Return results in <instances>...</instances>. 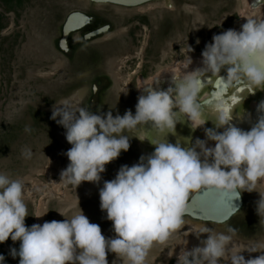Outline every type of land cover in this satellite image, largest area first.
Returning <instances> with one entry per match:
<instances>
[{"label": "rangeland", "instance_id": "1", "mask_svg": "<svg viewBox=\"0 0 264 264\" xmlns=\"http://www.w3.org/2000/svg\"><path fill=\"white\" fill-rule=\"evenodd\" d=\"M249 4L250 0H158L121 8L88 0H0V172L22 180L29 213L25 225L63 221L81 209L106 239L115 238L112 222L100 208L103 183L114 179L121 166H132L141 156L147 157L143 147L154 151L152 143L161 142L191 146L196 139L205 140L204 129L210 128L205 123L194 131L183 115L178 116L173 133L162 132L151 123L140 125L125 133L130 137L129 150L105 166L100 182L78 186L61 181L71 145L65 139L66 130L50 118L53 105L78 93L81 106L94 114H135L140 96L137 88L143 81H154L158 74L174 69L179 75L186 66L180 62L188 55L192 64L187 71L200 68L206 44L226 30H240L246 20L239 16L251 11ZM259 4L254 9L258 17L264 9V3ZM76 12L92 17L93 23L84 28V35L83 28H78L64 39V25ZM104 28V32L88 38ZM220 75L226 76V71ZM169 86L172 82L160 77L158 90ZM207 91L209 87L202 98ZM255 91H259V100L239 103L234 114L252 111L264 101V90ZM241 195L243 206L229 222L214 224L185 217L184 226L165 245L150 250L145 264H176L183 245L191 250L206 239V235L196 236L201 227L225 233L232 228L233 246L241 250L256 247L264 252V223L256 211L260 195L256 191ZM12 248L18 250L19 242L9 239L0 244L4 264H19V257L10 255ZM242 255L248 259L259 253ZM107 261L123 264L110 252ZM220 264H228V260Z\"/></svg>", "mask_w": 264, "mask_h": 264}, {"label": "clouds", "instance_id": "2", "mask_svg": "<svg viewBox=\"0 0 264 264\" xmlns=\"http://www.w3.org/2000/svg\"><path fill=\"white\" fill-rule=\"evenodd\" d=\"M239 17L246 20L240 31L226 30L206 44L202 67L187 71L192 64L188 55L180 62L186 65L181 73L171 74L172 86L166 90H158L160 77L143 81L137 88L143 94L137 98L135 114H94L81 106L78 93L55 102L50 118L66 130L65 139L71 145L61 181L78 186L100 182L105 166L129 150L130 137L125 133L140 125L151 123L173 133L178 116L183 115L195 131L205 125L207 107L217 114L216 127L224 130L206 128V139H196L191 146L151 142L152 154L141 156L132 166H121L114 179L105 181L99 190L100 208L112 222L116 234L112 239H106L81 209L63 221L27 227L22 180L0 172V244L9 239L19 242L18 250H10L13 258L19 257V264H108L109 252L123 264H145L153 247L165 245L184 226V218L190 215L189 195L200 190L215 191L230 200L239 199L243 191L258 192L256 211L264 223V101L257 105L261 115L250 130L229 125L238 102L231 91L264 90V18L255 10ZM222 70L226 76L220 75ZM210 81L214 90L202 99ZM199 232L197 238L206 235V239L191 250L181 247L176 264H220L224 259L228 264H264V252L256 247L233 246L232 228L225 233L201 227ZM243 252L259 255L245 259ZM4 261L0 255V264Z\"/></svg>", "mask_w": 264, "mask_h": 264}, {"label": "water", "instance_id": "3", "mask_svg": "<svg viewBox=\"0 0 264 264\" xmlns=\"http://www.w3.org/2000/svg\"><path fill=\"white\" fill-rule=\"evenodd\" d=\"M89 1L93 4H109L122 8H134L145 4L154 3L157 0H89ZM76 19L78 20L77 23L75 22ZM84 20L85 21L87 20L86 23L82 22ZM79 21H80V25H79ZM88 21L89 18L84 14L79 12L72 13L68 17L64 25V39H66L67 35L73 30L84 27ZM105 30L106 28L99 31H95L94 33L90 34L88 38L96 36L104 32ZM210 86H209V91H207V93L205 92L206 95L203 96L202 99L207 98L209 92L214 90L213 83ZM230 94H237L239 96L237 104L249 103L252 100H259V91L258 92L254 91L252 93H249L247 92L246 89H239V90H233ZM201 95H203V92L201 93ZM236 106H234L231 111V119L229 122L232 121L235 122L236 124L241 123V125L245 127V130L243 131L250 130V128L255 124V122H257L256 120H258V117L259 115H261V113H258L256 107L252 111H245L244 113H242V115H239L237 113L234 114ZM204 111L205 112L203 115L206 118L205 123H207L208 127L214 131L223 132L224 130L223 128L216 127L217 114L212 109L207 107L204 108ZM250 114L252 115V117L249 116ZM221 199H222L221 195L215 191L200 190L198 192H195L194 195L188 201V208L190 215L186 217H190L191 219L197 221L214 223V224H225L229 222L241 210L243 206V197L240 192L239 199H235V198L231 199L229 201L231 207L229 208L219 207V201ZM233 208H236L237 211H233Z\"/></svg>", "mask_w": 264, "mask_h": 264}, {"label": "bare ground", "instance_id": "4", "mask_svg": "<svg viewBox=\"0 0 264 264\" xmlns=\"http://www.w3.org/2000/svg\"><path fill=\"white\" fill-rule=\"evenodd\" d=\"M259 3H264V0H250V4H249V8L251 9V10H254V9H256L258 6H260L261 4H259ZM247 5H248V3H247ZM264 5V4H263ZM247 7V8H248ZM248 8V9H249ZM249 9V10H250ZM260 10V9H259ZM263 11L259 14V17H261V18H264V9H262ZM87 21V20H86ZM86 21L84 20V21H82L83 23H86ZM76 23L78 22V20L76 19V21H75ZM79 25H80V21H79ZM237 31H240V30H237ZM117 34V32L116 33H114L113 34V37H115V35ZM118 34H120V32L118 33ZM202 64V63H201ZM202 66V65H201ZM200 66V67H201ZM197 67V66H196ZM195 67V68H196ZM199 67V66H198ZM178 69H180V68H178ZM192 69H194V68H192ZM175 70V69H174ZM174 70H169V71H166V72H162V73H160V74H158V77H164V78H166V80H167V83L168 82H172V81H169L170 79L172 80V76H171V74L172 73H175L176 74V70L174 71ZM191 70V69H190ZM189 71V70H188ZM192 71V70H191ZM178 75V74H177ZM163 79V78H162ZM211 82V81H210ZM210 84V83H209ZM142 86V83L140 84V87ZM139 87V88H140ZM143 93H142V91L140 90V95H142ZM237 98L239 97L237 94H234ZM247 95H249V94H247ZM236 105H238V104H236ZM235 105V106H236ZM240 105V104H239ZM254 105H257V102H255L254 103ZM241 106V105H240ZM237 109H238V107H236ZM246 108V107H245ZM243 109H244V107H243ZM245 111H248L247 109H244ZM243 113H244V111H242ZM241 112V113H242ZM253 113V112H252ZM251 113V114H252ZM240 114V113H239ZM249 116H251V115H249ZM187 118V117H186ZM204 119H205V117H204ZM256 120V119H255ZM257 121V120H256ZM229 125H231V126H235V127H237V128H239V129H241V130H245V127L243 126V125H241V123H239V124H236L235 122H229ZM142 137H143V135H142ZM144 138V137H143ZM208 146H210V147H214V143H212V142H209L208 143ZM141 148H142V146H141ZM140 148V149H141ZM142 153L144 154V155H146V156H149L150 154H152L153 153V151L152 150H150V149H148V148H146V147H143L142 148ZM189 244V243H188ZM180 246V245H179ZM187 244L186 245H183V247H186L187 248Z\"/></svg>", "mask_w": 264, "mask_h": 264}, {"label": "snow or ice", "instance_id": "5", "mask_svg": "<svg viewBox=\"0 0 264 264\" xmlns=\"http://www.w3.org/2000/svg\"><path fill=\"white\" fill-rule=\"evenodd\" d=\"M232 98H233V100H235L236 96L234 94H232ZM229 201H230V199L228 197H223L219 201V207H223V208H229V207H231Z\"/></svg>", "mask_w": 264, "mask_h": 264}, {"label": "flooded vegetation", "instance_id": "6", "mask_svg": "<svg viewBox=\"0 0 264 264\" xmlns=\"http://www.w3.org/2000/svg\"><path fill=\"white\" fill-rule=\"evenodd\" d=\"M88 1H89V0H88ZM157 1H158V0H157ZM157 1H156V2H157ZM89 3H91V2L89 1ZM91 4H93V3H91ZM108 5H109V4H108ZM112 6H113V5H112ZM121 8H122V7H121ZM87 17H88V16H87ZM89 17H90V16H89ZM89 17H88V18H89ZM92 23H93V18L90 17L88 23H87L84 27H82L83 29H82L81 32H82L83 35H84L85 33H87L86 31L84 32V30H85L84 28L90 26ZM88 32H89V31H88Z\"/></svg>", "mask_w": 264, "mask_h": 264}]
</instances>
